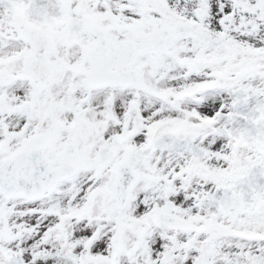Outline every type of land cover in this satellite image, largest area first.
<instances>
[{"label":"snow or ice","instance_id":"obj_1","mask_svg":"<svg viewBox=\"0 0 264 264\" xmlns=\"http://www.w3.org/2000/svg\"><path fill=\"white\" fill-rule=\"evenodd\" d=\"M0 264H264V0H0Z\"/></svg>","mask_w":264,"mask_h":264}]
</instances>
